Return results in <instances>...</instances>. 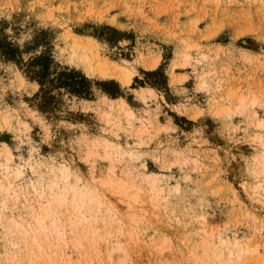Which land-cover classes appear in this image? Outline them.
Listing matches in <instances>:
<instances>
[{
    "label": "rangeland",
    "instance_id": "374dc122",
    "mask_svg": "<svg viewBox=\"0 0 264 264\" xmlns=\"http://www.w3.org/2000/svg\"><path fill=\"white\" fill-rule=\"evenodd\" d=\"M0 39V264H264V0H0Z\"/></svg>",
    "mask_w": 264,
    "mask_h": 264
},
{
    "label": "trees",
    "instance_id": "16d2710c",
    "mask_svg": "<svg viewBox=\"0 0 264 264\" xmlns=\"http://www.w3.org/2000/svg\"><path fill=\"white\" fill-rule=\"evenodd\" d=\"M0 52L8 60L15 61L17 59V51L14 45L5 39H0ZM34 65L39 66L40 69L36 71L35 75L41 88H44L45 81L50 76V68L53 64V59L50 54L44 53L33 60ZM157 74V73H153ZM52 81L59 85V87L69 88L78 97L89 99L92 95L90 91V80L75 70L64 68L59 72L54 73ZM101 84L114 85L116 90L111 92V96L117 97L121 95L120 89L114 81L103 82Z\"/></svg>",
    "mask_w": 264,
    "mask_h": 264
},
{
    "label": "bare ground",
    "instance_id": "6f19581e",
    "mask_svg": "<svg viewBox=\"0 0 264 264\" xmlns=\"http://www.w3.org/2000/svg\"><path fill=\"white\" fill-rule=\"evenodd\" d=\"M110 68L109 71L112 75H114L115 78L121 80L124 84H129L130 83V78L129 76L124 72L123 68H115L109 64Z\"/></svg>",
    "mask_w": 264,
    "mask_h": 264
}]
</instances>
